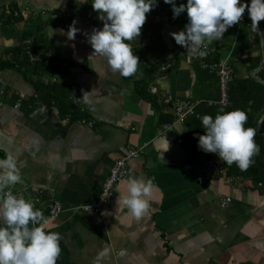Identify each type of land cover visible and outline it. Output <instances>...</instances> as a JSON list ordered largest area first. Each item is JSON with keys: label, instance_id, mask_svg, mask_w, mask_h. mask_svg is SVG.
<instances>
[{"label": "crops", "instance_id": "1", "mask_svg": "<svg viewBox=\"0 0 264 264\" xmlns=\"http://www.w3.org/2000/svg\"><path fill=\"white\" fill-rule=\"evenodd\" d=\"M11 2L23 19L13 27L0 25V56L18 51L26 37L27 53L69 64L68 76L51 71L46 77L73 85L74 102L83 116L62 118L55 105L36 95L23 74L16 69L1 73L0 158L10 154L23 164L22 183L10 190L30 200L43 216L52 201L61 204L62 213L45 225L60 234L57 264H93L101 250L106 252L105 264H264V195L245 185L233 189L217 174L207 179L199 165L206 156L198 163L188 159L184 123L162 134L171 124H161L160 118L172 116L174 124L177 101L214 96L208 77L171 35L186 24L170 25L168 16L146 20L137 38V72L125 78L111 71L105 57L92 55L86 36L102 29L103 22L88 0H5L0 8ZM48 16L63 18L64 27L39 33ZM73 21L80 31L69 40ZM246 41L244 50L252 57L261 55L264 62V37L253 31ZM212 42L218 61H229L239 78L249 76L247 55L233 54L231 27ZM144 67L153 71L146 95L140 96L133 80ZM253 73L257 80L258 73ZM85 93L87 101L82 99ZM131 148L142 151L129 163V175L117 186L114 200L101 213L86 212L99 202L114 163ZM130 177L153 181L149 207L140 219L120 203ZM225 199L231 204L222 208Z\"/></svg>", "mask_w": 264, "mask_h": 264}, {"label": "clouds", "instance_id": "2", "mask_svg": "<svg viewBox=\"0 0 264 264\" xmlns=\"http://www.w3.org/2000/svg\"><path fill=\"white\" fill-rule=\"evenodd\" d=\"M164 3L172 6L173 18L187 13L184 29L171 35L194 57L206 56L208 45L213 40L220 41L228 28L240 23L246 9L252 30L264 37L258 30L259 22L264 20V0H250V4L246 0H187L179 6L176 0H164ZM91 4L103 22L102 29L94 28L86 36L94 50L92 55L105 57L113 73L125 78L133 76L140 62L128 42L139 38L146 14L158 5V0H91ZM75 24L73 21L67 31L69 40L75 39L80 31ZM82 99L87 101L86 93ZM198 119L204 129V134L198 136L200 150L217 154L224 164H236L241 171L251 166L260 146L255 141L257 129L245 127L246 112L240 109L225 112L221 108L215 117L205 114ZM258 121L264 123V115ZM22 167L10 154L0 158V193H3L0 195V264H57L61 254L60 234L46 230L47 220L42 212L30 200L10 190L22 183ZM152 188V179L130 177L127 195L120 203L140 219L149 207L147 197ZM106 261V252L101 250L93 264Z\"/></svg>", "mask_w": 264, "mask_h": 264}, {"label": "trees", "instance_id": "3", "mask_svg": "<svg viewBox=\"0 0 264 264\" xmlns=\"http://www.w3.org/2000/svg\"><path fill=\"white\" fill-rule=\"evenodd\" d=\"M1 1L5 0H0V2ZM88 1L91 4V0ZM246 2L250 4V0H246ZM181 3L186 4L187 0H176L177 6H179ZM246 11L247 9L245 10V12ZM0 12H2L0 18L2 22H0V25H2V27L4 28L18 25L23 19L21 10L16 2H11L6 8L1 7ZM95 13L98 15L96 11ZM146 15L147 21L156 20L158 18L160 19L163 16H168L170 25H183L188 23L186 12L182 13L179 17L173 18L172 6L164 3V0H158V5ZM38 20L40 21L41 19L39 18ZM37 22L38 21L36 19L35 23ZM64 23H66V21L63 18L56 19L52 16H48V20L44 23V25L42 26L43 28L41 29V31H39V33H42V31L52 26L64 27ZM70 24L72 25V23ZM258 26L264 33V20L260 21ZM231 30L233 31V38L236 39V42L233 45V54L235 56L239 55V57L247 55V63H245V69L249 76L244 79L239 78L235 71V79L229 86V96L232 106L230 109L223 110L225 112H230L236 109H240L246 112L248 120L245 124V127H252L257 129L255 141L260 146V153L259 155L253 157L254 162L246 171H241L236 166V164H232L231 166L226 164L225 165L230 176L244 178L246 190L257 191L258 185L262 184V188L259 190L264 195V123H261V125L259 126L258 121L259 116L264 115V68L258 72L257 80L253 79L250 76L251 73L258 70L261 66L262 57L261 55L252 57L250 52L244 50V48H246V46L244 47V45L247 42L246 40L248 37V33H253L251 27V19L248 15V11L246 17L241 20L240 23L233 25L231 27ZM25 39L26 37L23 38L22 46L20 47V49L18 51L12 52L11 56L7 55L5 58L3 56H0V73H3L5 70L16 69L18 72L24 75L26 80L29 79L28 81L33 84L36 95H38V97L41 96L42 100L45 103L53 104L58 108L60 114L62 115V118L71 120L78 117L83 118L80 109L74 102V96L76 92L73 85H67L58 82L53 85L45 86L42 83V79L48 76L51 71L56 76H68L71 66L69 64H65L63 61H57L51 58L49 64H46L45 62L34 65L31 64L27 55L28 48L26 44H24ZM38 39L39 41H41V44L45 42L43 35H41ZM128 43L133 49L135 55H137L140 59V53L136 48V45H139L137 38H133V40L129 41ZM212 43L213 42L209 44L211 49ZM143 48V46H140L138 49L141 51ZM36 55L38 54L36 53ZM41 55H43V53H41ZM219 58V52L214 53L213 60L218 61ZM145 71V67L144 71H141V69L139 68L138 79L133 80L135 91L140 96L146 95L145 93H147L148 78L150 77V73L153 70L151 69L149 70V72ZM199 72L208 77V80L206 79V81L210 84L209 87L211 88V93L214 96H203L198 99V101H195L196 103H198L195 109V114L189 117L184 122L187 128V132L183 140L184 148L187 151L188 159L193 160L195 163H198L200 157L208 156L210 154L205 153L198 148V136L204 134L201 120L198 119V117L205 114L215 117L221 109L217 105H209L210 102H218L219 100L218 79L214 74L203 71L201 70V68L199 69ZM31 77L34 78V80L31 79ZM173 121V117L169 115H164L160 118V123L163 125L172 124Z\"/></svg>", "mask_w": 264, "mask_h": 264}, {"label": "built area", "instance_id": "4", "mask_svg": "<svg viewBox=\"0 0 264 264\" xmlns=\"http://www.w3.org/2000/svg\"><path fill=\"white\" fill-rule=\"evenodd\" d=\"M246 14L247 11L243 14L242 20L246 17ZM27 55L29 57L31 64H37L43 62H45L46 64L50 63L49 59L37 57L30 52H28ZM190 57L193 60V62L198 64L201 70L207 71L210 74H214L218 79L219 100L218 102H210L209 105L210 106L217 105L223 109H230L232 104L229 96V86L235 79V72L231 63L227 60L214 61L213 51L209 45L207 48V54L203 58L194 57L193 55H190ZM1 83H2V78L0 73V84ZM42 83L45 86H49L58 83V80L57 78L51 76L44 77L42 79ZM1 95H4V92H1ZM19 96L21 99L25 97V95L22 93H20ZM197 104L198 103L191 102L189 100L177 101L174 106L175 122L174 124L164 126L162 134H167L169 131L173 129L175 124L184 123L189 117L193 116L195 114V109L197 107ZM189 108H192L191 113L188 112ZM260 125L261 123H259V126ZM89 126L91 127L92 125L89 124ZM141 151L142 149L131 148L128 154L124 158L114 163L112 169L110 170V175L107 181L105 182L103 190L100 194L99 202L94 206L86 208L85 209L86 212L101 213L102 209L105 206L111 204V202L115 198L117 186L122 181L127 179L129 175V163L133 160H137L140 157ZM199 165L205 170L207 174V179H209L213 174H217L218 176L224 178L228 182L229 186L233 189L245 185L244 178L229 176L226 165L224 164L223 161L220 160L218 155L215 153H210L208 156L202 158ZM199 183L200 185L203 184L201 180ZM257 188L261 189L262 184H259ZM230 204H231V199H225L221 202V207L226 208ZM47 212H48L47 216H43V217L47 221L55 220L62 213V206L59 202L52 201L48 206Z\"/></svg>", "mask_w": 264, "mask_h": 264}, {"label": "water", "instance_id": "5", "mask_svg": "<svg viewBox=\"0 0 264 264\" xmlns=\"http://www.w3.org/2000/svg\"><path fill=\"white\" fill-rule=\"evenodd\" d=\"M258 30L262 33V31L260 30L259 26H258ZM263 65H264V62L262 61L261 66H260V70L263 68ZM256 73H258V72H254L253 75H255Z\"/></svg>", "mask_w": 264, "mask_h": 264}]
</instances>
